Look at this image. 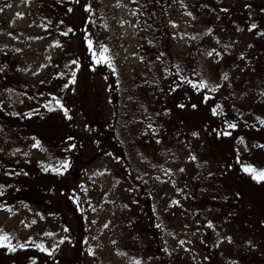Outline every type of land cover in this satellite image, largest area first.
<instances>
[{"label":"rangeland","instance_id":"rangeland-1","mask_svg":"<svg viewBox=\"0 0 264 264\" xmlns=\"http://www.w3.org/2000/svg\"><path fill=\"white\" fill-rule=\"evenodd\" d=\"M167 1L175 56L194 55L191 68L212 52L208 72L190 76L213 93L229 91V105L251 100L260 113L250 116L264 119V67L248 86L236 74L254 54L264 57V36L260 43L251 29L264 6L251 13L253 0ZM0 8V236L3 246L25 245L16 264H58L78 245L81 264H242L244 251L264 250V210L250 192L236 199V184L234 196L216 185L224 145L198 127L203 113L153 58L136 0H0ZM223 17L238 24L229 49L219 38ZM220 54L235 57L232 74L219 73ZM39 107L53 115L41 120ZM240 138L243 151L261 148L257 136Z\"/></svg>","mask_w":264,"mask_h":264},{"label":"trees","instance_id":"trees-1","mask_svg":"<svg viewBox=\"0 0 264 264\" xmlns=\"http://www.w3.org/2000/svg\"><path fill=\"white\" fill-rule=\"evenodd\" d=\"M248 4L251 5L249 6V9L251 13H253V9H256L257 6H264V1L262 2L261 0H253V2H249ZM167 7V0H136V9L138 15L137 25L139 30L149 36L150 41L154 44V50L152 52L153 58H159L162 60L166 74L170 76L166 79L169 81L171 87L174 89L178 87L181 88L184 101H189L197 106L195 107V112L197 114L203 113L200 115L201 119L198 127L204 126L205 128L212 129L214 131L212 136L215 139V143L218 142L216 144L224 145V149L220 154V159L218 157L219 167L217 170V176L215 178L216 185L220 186L222 184L223 187H228L230 189L233 184H236L243 191L242 195L238 194V196H236V199L241 200V198H244L243 194L245 191L250 192L252 199H256L255 202L258 204V207L264 210V181L258 182L252 178V174L246 173L242 170V168L245 166H252L253 168L257 169V171L264 170V166L259 165L261 164V158L264 156V148L261 147L243 151L237 144L240 137H245L249 140L250 138L257 136L260 138L259 141L261 142V145H264V124L261 123V121H264V119L261 117L256 118L250 116V113H260V108L256 107L254 111L252 107V101L249 99L246 100L244 97L239 96L236 99H230L232 102L229 105L223 100V97L230 98V94L228 93L229 91L221 92L220 94L213 93L211 92L212 88L208 85L209 83L207 80H205L207 87H199V85L202 83V80H195L190 75L197 69H204L208 72V69L205 68V64H207V53L201 60H199V58L194 60L196 63H192L191 68H189V63L191 59H193L194 55H192L191 58L189 52H186L175 56L171 44L170 32L165 21ZM65 20L69 22L68 16H66ZM211 23L212 22L208 24L209 26L207 27L205 34L209 33L208 30L211 29ZM220 23L224 31V33H222L219 37L220 40L222 39L220 42L222 45L224 43L226 48L229 49L232 47V32L234 29L238 28V24L235 22V25H233L234 21L228 22V19L225 17L222 18ZM255 25L257 26L255 28L257 35L261 36L260 43H263L264 17H262L261 21ZM250 26L251 24H249L248 27ZM221 54L218 58V60L221 61L220 67L218 68L219 73L223 71V69H226V71L229 72L228 74H232L233 71H230L229 67L231 66L235 57H230L229 54L227 56ZM263 58L264 57H260L259 54L256 53L251 58H248L247 60L245 59L248 65L247 68L242 69L239 73H236L239 75L237 83L243 86H248L252 80V77L254 76V73L258 71L257 74H259V71L264 67ZM256 67L257 69H254ZM182 75L185 78H181ZM240 78H242V81ZM231 83L232 84L226 86H231L234 84L233 82ZM261 104L264 107V99L261 101ZM2 106L3 104L0 103V108H4V106ZM214 108L216 110V114H213ZM234 109H237L238 112L241 113V115L238 114L240 115L238 119H236L235 114H233ZM244 110H247V112ZM227 112H231L233 118L235 119L233 122L237 125L235 129H230L227 127ZM6 113H8V111ZM35 114L40 115L41 120H46L53 115L52 111L46 110L43 107H39ZM225 130L230 132L231 135H223ZM2 165H4V163ZM6 166L8 165L5 164L3 167ZM249 184H251V186H249ZM248 188H252V190L249 191ZM231 189H233V187H231ZM230 192L234 196V189ZM221 220L226 222L224 216L221 217ZM262 247L264 248V245ZM14 248L15 251H11L8 246L0 247V264H16V262L21 259L20 255L22 254V249L17 246H14ZM80 250V245H78V253H76L73 258L60 257L58 264H81V258L79 257V255L81 256ZM8 256H11L13 259H10L9 262H6ZM159 257L163 258V255L160 253ZM240 257L242 264H264V250L258 253H256V251H244Z\"/></svg>","mask_w":264,"mask_h":264},{"label":"snow or ice","instance_id":"snow-or-ice-1","mask_svg":"<svg viewBox=\"0 0 264 264\" xmlns=\"http://www.w3.org/2000/svg\"><path fill=\"white\" fill-rule=\"evenodd\" d=\"M133 2H135V0H133ZM9 7H10V5H9ZM86 10H87V11H91L90 6H89ZM0 11H3V9L0 8ZM68 11H71V9H69ZM224 11H227V9H224ZM17 15H20V14L17 13ZM187 15L192 16V13H191V12H188ZM193 18H194V17H193ZM61 23H63V21H61ZM256 27H257V26H256L255 24H253V25L251 26V29H255ZM251 29H250V30H251ZM71 31H72V29L69 28L68 31H67V32H64L63 34H64V35H68V32H71ZM208 31L211 32V29H209ZM194 38H195V37H193V39H194ZM88 45H89V48L92 47V41H91V40L88 41ZM17 51H19V50H17ZM107 51H108V49H107V48H104V52H107ZM213 51H215V50H213ZM207 54H208L209 56H211V55H212V52H209V53H207ZM102 58L105 59L106 62H110L109 58H107V57H102ZM97 62H99V61H97ZM73 63H75V61H73ZM223 79H224V80H227V79H228V75H227V73H224V74H223ZM65 87H67V85H65ZM199 87H201V88H205V87H207L206 82H202V83L199 85ZM206 99H207V97H206ZM57 103H59V102L57 101ZM60 107L63 108V105H60ZM180 107H184V105H180ZM195 107H196V106L193 105V108H195ZM217 107H219V106H217ZM64 111H65V114H67V109H64ZM213 114H216V110H215V108L213 109ZM69 118H70V117H69ZM261 123H264V121H261ZM149 127H151V125H149ZM227 127L230 128V129H235V128L237 127V125H236L235 123H228V124H227ZM193 135L195 136V135H198V134H197V133H193ZM218 135H219V133H218ZM223 135L228 136V135H231V133L228 132L227 130H225V131L223 132ZM240 142H243V138H242V137L240 138ZM33 146H34V147H38V146H39V142L37 141L36 144H34ZM261 147H264V145H261ZM191 159H192V160H195L196 157H195V156H192ZM63 167L66 169V168L68 167V165L65 163V164L63 165ZM46 170H47V169H46ZM242 170H243L244 172H246V173L252 174V178H253L254 180H256V181H258V182H259V181H264V170L257 171V169L253 168L252 166H245V167L242 168ZM169 171H170V170H169ZM180 171H183V169H181ZM0 194H2V192H0ZM173 203H174V204H179V201H173ZM9 210H10V209H9ZM33 223H35V221H33ZM105 227H107V225H105ZM209 227H212V225L209 224ZM65 230L67 231V229H65ZM46 235H51V234H50V233H46ZM7 239H8V237H7L6 235H4V236H0V246H3V241H6ZM226 239H228L229 242L231 241V237H227ZM61 242H63V241H61ZM180 243L183 244L184 241H180ZM7 246L9 247V249H10L11 251H15V248H14L11 244H8ZM20 247H25V245H20ZM37 247H40L42 251H48V249L44 248L42 245H38ZM49 254H51V253H49Z\"/></svg>","mask_w":264,"mask_h":264}]
</instances>
